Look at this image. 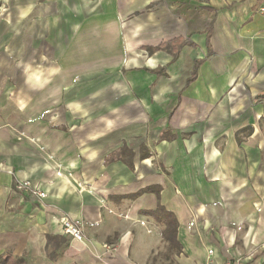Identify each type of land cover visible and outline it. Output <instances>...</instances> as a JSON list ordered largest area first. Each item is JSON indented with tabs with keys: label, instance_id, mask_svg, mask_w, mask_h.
<instances>
[{
	"label": "crops",
	"instance_id": "1",
	"mask_svg": "<svg viewBox=\"0 0 264 264\" xmlns=\"http://www.w3.org/2000/svg\"><path fill=\"white\" fill-rule=\"evenodd\" d=\"M104 3L0 0L16 8L0 13V255L264 264V0H113L108 19ZM176 37L175 59L145 50ZM158 204L179 247L154 261Z\"/></svg>",
	"mask_w": 264,
	"mask_h": 264
},
{
	"label": "trees",
	"instance_id": "2",
	"mask_svg": "<svg viewBox=\"0 0 264 264\" xmlns=\"http://www.w3.org/2000/svg\"><path fill=\"white\" fill-rule=\"evenodd\" d=\"M187 41L183 40L181 37L173 38L169 41H165L160 43L157 46L154 47H148L147 49L149 51H156V50H166L172 55V59H175L177 57L178 50L186 44ZM150 71V70H149ZM154 72V71H153ZM196 76V67L193 69L191 73V77L187 80V82L192 81ZM124 145L119 149V151L116 152L115 158H119L121 154L123 153ZM128 153V155H132L131 151H125ZM141 158H144V154H140ZM131 163L129 162V165ZM141 192H154L159 197V189L150 190V187L141 189L137 192V194H140ZM154 214L156 215L157 219L160 221L162 220L164 224V228L162 230V238L164 241L168 242L171 245H174L175 247H179V243L176 240V230H177V220L174 214L171 211H168L163 207L162 205L158 204L157 207L154 209ZM59 254L54 252H51V257L58 256ZM0 264H26L23 258H14L12 256L6 257L4 255H0Z\"/></svg>",
	"mask_w": 264,
	"mask_h": 264
},
{
	"label": "rangeland",
	"instance_id": "3",
	"mask_svg": "<svg viewBox=\"0 0 264 264\" xmlns=\"http://www.w3.org/2000/svg\"><path fill=\"white\" fill-rule=\"evenodd\" d=\"M112 1L113 0H105V3H104L105 5L102 6V8H101V10L99 12V14L101 15V17L103 19H108L112 15V13L114 12V8H112V7L109 6V5H111L110 3ZM12 10H16V8H13L12 5H10V7H7V5H4L3 7L0 8V13H4V12L11 13ZM157 45H159V44H157ZM157 45H155V46H157ZM150 47H154V46H150ZM147 48H145V50H147L149 54L158 51V50H156V51H149ZM149 70L152 71V72L153 71L154 72H160V70H158V69H147V68H144L143 71L149 72ZM155 189H156L155 187H150V190H155ZM147 212L148 211H146L145 214H150L155 220L159 221L160 224L163 223L162 220L160 221L159 219H157L156 215L154 214V210H152V211H150L148 213ZM151 231L150 232H147L146 236L153 237V235H155L157 233L156 230H153L152 229ZM162 242L163 243L160 246V248L158 250V253L154 257V261L160 260V258H162V257L171 258L172 254L176 251V247L174 245H171V244H169L168 242H166L164 240ZM167 264H170V262H168Z\"/></svg>",
	"mask_w": 264,
	"mask_h": 264
},
{
	"label": "built area",
	"instance_id": "4",
	"mask_svg": "<svg viewBox=\"0 0 264 264\" xmlns=\"http://www.w3.org/2000/svg\"><path fill=\"white\" fill-rule=\"evenodd\" d=\"M15 189L18 191H26L39 198H44L46 196V193L29 179L18 180L15 183ZM59 221L64 234L78 241L84 238L82 230L71 218L62 216ZM208 252L211 254L212 250L209 249Z\"/></svg>",
	"mask_w": 264,
	"mask_h": 264
}]
</instances>
